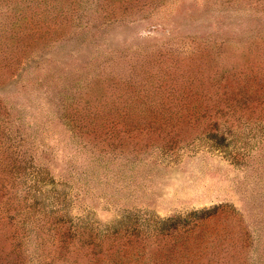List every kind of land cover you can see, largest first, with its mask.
Masks as SVG:
<instances>
[{
	"label": "rangeland",
	"instance_id": "rangeland-1",
	"mask_svg": "<svg viewBox=\"0 0 264 264\" xmlns=\"http://www.w3.org/2000/svg\"><path fill=\"white\" fill-rule=\"evenodd\" d=\"M0 264H264V0H0Z\"/></svg>",
	"mask_w": 264,
	"mask_h": 264
}]
</instances>
